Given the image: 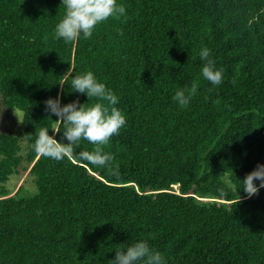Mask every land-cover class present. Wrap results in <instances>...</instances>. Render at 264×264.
<instances>
[{
  "label": "trees",
  "instance_id": "1",
  "mask_svg": "<svg viewBox=\"0 0 264 264\" xmlns=\"http://www.w3.org/2000/svg\"><path fill=\"white\" fill-rule=\"evenodd\" d=\"M118 2L126 18L66 43L53 38L61 0H0V104L23 124V140L0 125V264H107L140 238L168 264H264V188L237 189L264 164V0ZM205 45L220 85L200 74ZM69 67L119 97L127 123L104 146L116 175L40 151L45 129L56 138L45 150L63 145L44 101L87 99L57 82ZM193 82L179 107L173 94ZM25 172L35 191L10 194L6 180Z\"/></svg>",
  "mask_w": 264,
  "mask_h": 264
},
{
  "label": "clouds",
  "instance_id": "2",
  "mask_svg": "<svg viewBox=\"0 0 264 264\" xmlns=\"http://www.w3.org/2000/svg\"><path fill=\"white\" fill-rule=\"evenodd\" d=\"M60 4L64 5L65 11L54 26L53 38L63 39L66 43L76 42L81 36L85 39L90 38L96 27L110 17L114 19L127 17L125 6L118 0H61ZM197 55L202 62L200 68L202 78L212 86L223 83L224 69L216 66L212 50L205 45L199 49ZM57 82L62 87L67 85L68 92L84 95L87 99L80 102L77 96L70 102L62 103L60 96L57 95L44 101L46 109L56 117L55 121L58 124L52 130L53 133L60 134L63 145L55 150H45L49 144L48 138L56 139L49 135L48 129H45L38 141L41 153L56 160L75 155L79 160L108 169L111 175H116L118 165L114 163L112 153L104 150V146L114 135H118L127 123L125 114L117 107L118 95L105 82L98 79L92 70L77 72L74 67H69L64 73V79ZM198 87V83L193 82L190 89L178 88L172 100L181 108L187 107L197 95ZM82 141L92 144L94 149L77 152L76 149ZM241 181L237 189H243L248 197L257 194L264 188V164H258ZM114 250L115 254L107 260V264H168L165 255L145 238L137 239L130 244L120 243Z\"/></svg>",
  "mask_w": 264,
  "mask_h": 264
},
{
  "label": "rangeland",
  "instance_id": "3",
  "mask_svg": "<svg viewBox=\"0 0 264 264\" xmlns=\"http://www.w3.org/2000/svg\"><path fill=\"white\" fill-rule=\"evenodd\" d=\"M17 117L20 120H18ZM11 118L12 120H10L9 114L2 111V106L0 104V125L5 126L12 123V125H14L15 133L21 140H23V124L20 118V113L16 112ZM4 185L10 190V194H13L17 187L22 185V190L18 194L19 197L26 196L30 192L35 191V186L33 185L31 176L27 172L21 174H11Z\"/></svg>",
  "mask_w": 264,
  "mask_h": 264
}]
</instances>
